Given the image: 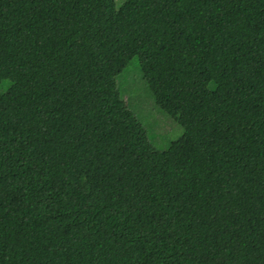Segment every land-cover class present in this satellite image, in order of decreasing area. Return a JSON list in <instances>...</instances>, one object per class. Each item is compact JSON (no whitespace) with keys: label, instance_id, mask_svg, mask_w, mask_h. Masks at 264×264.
<instances>
[{"label":"trees","instance_id":"obj_1","mask_svg":"<svg viewBox=\"0 0 264 264\" xmlns=\"http://www.w3.org/2000/svg\"><path fill=\"white\" fill-rule=\"evenodd\" d=\"M0 264H264V0H0Z\"/></svg>","mask_w":264,"mask_h":264},{"label":"rangeland","instance_id":"obj_2","mask_svg":"<svg viewBox=\"0 0 264 264\" xmlns=\"http://www.w3.org/2000/svg\"><path fill=\"white\" fill-rule=\"evenodd\" d=\"M122 0H116V4H121ZM141 63L145 78L150 85L157 103L169 112H173V108L168 102V98L178 99L185 101L186 98L182 91L173 82L159 58L156 56L151 44L145 45L138 56L134 59V66L138 69V65ZM176 131H170L169 137H175ZM160 145L159 146H164Z\"/></svg>","mask_w":264,"mask_h":264}]
</instances>
